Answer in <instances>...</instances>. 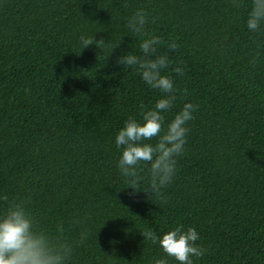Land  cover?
Wrapping results in <instances>:
<instances>
[{"label": "trees", "instance_id": "obj_1", "mask_svg": "<svg viewBox=\"0 0 264 264\" xmlns=\"http://www.w3.org/2000/svg\"><path fill=\"white\" fill-rule=\"evenodd\" d=\"M250 4L0 0V194L24 201L49 230L63 223L78 238L87 228L71 264H153L165 254L143 232L178 225L195 227L207 249L194 264H264V31H248ZM141 8L148 33L164 41L156 54L187 89L167 118L186 100L198 105L176 175L152 198L132 195L114 142L159 95L118 63L142 55L126 27ZM81 34L94 42L82 48Z\"/></svg>", "mask_w": 264, "mask_h": 264}, {"label": "clouds", "instance_id": "obj_2", "mask_svg": "<svg viewBox=\"0 0 264 264\" xmlns=\"http://www.w3.org/2000/svg\"><path fill=\"white\" fill-rule=\"evenodd\" d=\"M148 24L143 8L128 18L126 27L132 36L139 38L142 55L129 51L118 58V63L134 68L141 80L159 95L152 106L141 104L139 118L130 116L124 121L114 142L121 150L117 167L134 190L132 195L143 191L152 198L160 196L176 175L178 157L186 150L189 122L194 119L198 105L186 100L170 119L167 118L176 105L178 94L182 91L187 95V89H178L174 77L167 71L172 63L169 56L156 54L157 47L164 41L160 35L148 33ZM245 24L250 33L264 31V0H251ZM93 42L94 37L79 36L82 48ZM167 47L174 50L179 44L171 39ZM174 71L183 74L179 66ZM0 201L8 202L6 209L0 211V264H71L77 245L89 236V230L84 228L78 238H72L66 234L63 223L49 230L41 226L24 201L9 199L3 194H0ZM80 223L78 219L71 221L72 225ZM143 234L165 254L154 258L153 264H168V258L176 264H194V258L203 257L207 251L197 243L201 237L195 227L185 230L183 225H178L160 235L151 231Z\"/></svg>", "mask_w": 264, "mask_h": 264}]
</instances>
